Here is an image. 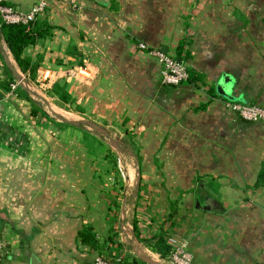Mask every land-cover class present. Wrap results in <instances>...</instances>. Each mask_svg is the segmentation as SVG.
I'll list each match as a JSON object with an SVG mask.
<instances>
[{
  "label": "crops",
  "instance_id": "1",
  "mask_svg": "<svg viewBox=\"0 0 264 264\" xmlns=\"http://www.w3.org/2000/svg\"><path fill=\"white\" fill-rule=\"evenodd\" d=\"M4 1L29 11L38 0ZM39 20L52 33L26 48L40 59L34 78L0 39L1 120L17 138L0 139V238L8 247L1 264H30L32 254L41 264H91L99 250L81 244L78 232L90 224L107 241L120 203L112 175L101 168L104 142L52 119L29 91L51 118L32 116L28 97L1 85L11 72L5 51L42 101L60 100L51 89L66 83L75 113L107 129L125 127L145 148L140 186L132 203L121 205V237L102 252L163 262L133 224L154 242L174 207L168 237L184 244L192 264H264V185L256 187L264 124L228 105L264 107V0H51ZM181 42L183 55L190 52L183 64L203 80L171 87L151 50L166 46L178 58ZM224 74L238 101L218 92ZM196 199L211 210L196 208Z\"/></svg>",
  "mask_w": 264,
  "mask_h": 264
},
{
  "label": "trees",
  "instance_id": "2",
  "mask_svg": "<svg viewBox=\"0 0 264 264\" xmlns=\"http://www.w3.org/2000/svg\"><path fill=\"white\" fill-rule=\"evenodd\" d=\"M5 4H8L4 1ZM1 23V33L3 35L4 41L7 44L10 52L12 53L16 63L23 73L28 75L31 78H34L37 74V70L39 68V60L33 59L30 55L26 53V48L30 45L37 43V41L43 37H47L52 33V26L45 20H35L30 24H8L0 19ZM159 49V48H158ZM184 51V42L178 47L177 54L179 57H184V59H188L190 57V52H186L183 55ZM184 65V64H183ZM187 72L189 73V78L184 81V83H194L197 81L203 80L202 76L196 72L195 70L189 68L184 65ZM15 81V78L12 76V73L9 72V77L4 79V82L1 85L7 89L11 90V83ZM183 83V82H182ZM181 83V84H182ZM180 85V84H179ZM171 87H175L176 85H170ZM19 90V95L24 94L28 97L29 101L32 103L31 115L38 116L39 114H43L47 118H51L50 115L38 105V103L33 100L29 96V90L19 86L15 91ZM51 93L58 96V98L65 102H73V98L71 93L67 90V84L63 82H57L51 89ZM257 104V103H256ZM259 105V104H258ZM204 106V105H202ZM263 107V106H262ZM65 125H70L68 123H63ZM264 185V166L262 167L257 182L256 187ZM176 209L173 207L172 211L169 213L168 217L165 219V223L168 224L169 228H173L175 226L174 217H175ZM168 228V229H169ZM167 228H163L161 233L155 237L154 242H149L147 238H143L141 236L140 228L138 226L137 221H134L133 230L137 238L142 241L148 242V245L151 249L157 252L162 258L169 259L173 246L168 243V234L169 231ZM1 232V230H0ZM78 237L80 243L83 245H87L92 249L99 250V253H103L102 251L106 249L108 242L114 240V236H110L107 241L101 242L96 235L95 229L92 225L87 224L84 225L78 232ZM107 251H110V247H107ZM114 255V254H111ZM116 256V255H114ZM119 260L115 261V264H139L143 263L138 257H122L117 255Z\"/></svg>",
  "mask_w": 264,
  "mask_h": 264
},
{
  "label": "rangeland",
  "instance_id": "3",
  "mask_svg": "<svg viewBox=\"0 0 264 264\" xmlns=\"http://www.w3.org/2000/svg\"><path fill=\"white\" fill-rule=\"evenodd\" d=\"M27 85H30V88H32L33 86V84L30 83H28ZM35 92L37 94L42 93H38L37 91ZM37 94L33 95L37 96L36 98L39 99V103L41 104V106H43L49 112L52 119H54L55 121L61 123L63 122L59 117L60 115L69 120L88 119L87 116H83L74 112L75 110L73 107L74 105H76V103L68 104L58 99L49 98V100L51 101L50 105L48 103H45V101H42V99H40L39 95ZM46 94L48 95L47 97H50V92ZM89 120L91 119L89 118ZM82 126L87 130V132L91 133L93 139L99 138L98 140L103 141L104 146H106V151L101 150L102 153L100 158L102 159L100 162L103 163L101 167L102 171H106L109 173V175H112L110 185L114 187V190H116L119 193L120 198H122H119L118 200L120 203H117L116 201V203L114 204V208L112 209L117 222V225L113 226L112 228L113 235L121 237L119 226L120 219L122 218L121 205L124 201L127 205H129V203L131 204L133 201L135 192L138 189L136 186L138 174L137 172L139 170L141 174L142 171V163L138 156L145 148L134 145L135 141H133V138L131 137V131L126 130L125 127L121 128L118 126L119 128L116 129V125H113L112 127L115 128L107 129L104 126L97 124L95 125V127H90L88 125ZM105 142L107 145H105ZM130 219L133 222V218L130 217ZM160 263L173 264L170 259H165Z\"/></svg>",
  "mask_w": 264,
  "mask_h": 264
},
{
  "label": "built area",
  "instance_id": "4",
  "mask_svg": "<svg viewBox=\"0 0 264 264\" xmlns=\"http://www.w3.org/2000/svg\"><path fill=\"white\" fill-rule=\"evenodd\" d=\"M51 0H38L29 11H23L13 5L5 4L4 0H0V19L8 24H30L35 20H39L46 13ZM141 49H148L147 44L140 43ZM155 54L162 65L161 73L163 83L166 85H179L189 78L185 66L177 62V58L170 56L161 49L151 50ZM20 86L18 81L11 83V92H14ZM0 97V106L2 102ZM229 107L235 110L243 119L251 122H261L264 124V107L256 103L230 102ZM0 139L9 144H15L16 134L9 129L1 120L0 107ZM168 243L173 246V251L169 257L173 264H192L193 256L185 249L184 244L177 240L174 236L168 237ZM8 254V247L0 238V264ZM168 259V260H169ZM119 260L117 256L110 253H99L91 264H115Z\"/></svg>",
  "mask_w": 264,
  "mask_h": 264
},
{
  "label": "water",
  "instance_id": "5",
  "mask_svg": "<svg viewBox=\"0 0 264 264\" xmlns=\"http://www.w3.org/2000/svg\"><path fill=\"white\" fill-rule=\"evenodd\" d=\"M100 2H102L103 0H98ZM0 33H1V23H0ZM2 34V33H1ZM162 51L166 52L167 53V48L166 46H162L161 48ZM3 59H4V62L7 66V68L11 71L12 73V76L15 78L16 81L19 82L20 86L28 89L30 92H32L33 94H37L36 92H34L27 84V80H26V77L23 76L19 71L18 69L12 64L10 58H9V55L7 54V52H3ZM177 62L179 64H182L183 63V58L182 57H178L177 58ZM231 82V78L229 76H227V74H224L222 76V79L221 81L217 84V90L220 94L226 96L227 98H229L231 101H238L240 98L238 97H235V96H231L230 94L227 93V84H229ZM38 95V94H37ZM60 119L65 122V123H68V124H71V125H76V126H82V125H88L90 127H95V124L90 121V120H87V119H83V120H69L67 118H65L64 116H59ZM137 183H136V186L137 188L140 186V183H141V174H140V171L138 170L137 172ZM196 208L198 209H204V210H211V206L210 205H202L201 204V201L200 199H196ZM122 217L123 219L125 220V208L123 209V212H122ZM140 259L147 263V264H161L160 262L156 261V260H153L151 258H149L147 255L143 254V253H138ZM30 264H41V261L40 259L38 258V256L36 254H32L31 256V259H30Z\"/></svg>",
  "mask_w": 264,
  "mask_h": 264
}]
</instances>
